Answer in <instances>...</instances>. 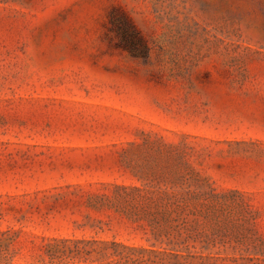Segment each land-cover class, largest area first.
Here are the masks:
<instances>
[{
    "label": "rangeland",
    "instance_id": "obj_1",
    "mask_svg": "<svg viewBox=\"0 0 264 264\" xmlns=\"http://www.w3.org/2000/svg\"><path fill=\"white\" fill-rule=\"evenodd\" d=\"M0 264H264V0H0Z\"/></svg>",
    "mask_w": 264,
    "mask_h": 264
},
{
    "label": "trees",
    "instance_id": "obj_2",
    "mask_svg": "<svg viewBox=\"0 0 264 264\" xmlns=\"http://www.w3.org/2000/svg\"><path fill=\"white\" fill-rule=\"evenodd\" d=\"M118 32L121 33V29H118ZM127 32V31H126ZM132 32V31H131ZM122 33L125 34V32L123 31ZM133 36H131V38L128 40V42L126 43V45L123 47L126 50L130 51L132 53V55L134 57H137L136 53H135V46H136V41H140V37H138V35H136L135 32L131 33ZM122 188H126V187H122ZM63 242H70L68 240H64ZM80 241H77L76 243H79ZM171 255H173L174 257H179L181 255L178 254H174V253H170Z\"/></svg>",
    "mask_w": 264,
    "mask_h": 264
}]
</instances>
